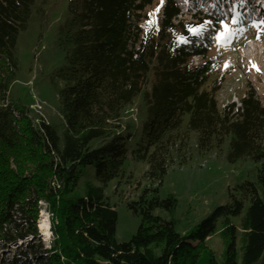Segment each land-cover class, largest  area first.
I'll return each mask as SVG.
<instances>
[{
  "label": "trees",
  "instance_id": "1",
  "mask_svg": "<svg viewBox=\"0 0 264 264\" xmlns=\"http://www.w3.org/2000/svg\"><path fill=\"white\" fill-rule=\"evenodd\" d=\"M45 2L0 0V264H218L208 241L219 224L222 264H264V103L248 90L240 107H221L230 71L216 32L203 40L201 29H217L218 20L200 10L186 19L174 0H68L70 20L60 27L68 63L53 82L61 138L30 107L9 101L18 36ZM238 28L241 35L228 40L236 61L251 34L242 22ZM226 141L230 163L260 164L255 180L237 185L226 205L180 235L173 218L157 214L174 213L177 199H161L158 187L192 149L217 153ZM129 158L148 166L150 186L128 202L141 224L119 243L117 213L104 188L125 177ZM93 168L97 184L87 182L80 196L79 180ZM43 205L51 222L48 248L38 228Z\"/></svg>",
  "mask_w": 264,
  "mask_h": 264
},
{
  "label": "rangeland",
  "instance_id": "2",
  "mask_svg": "<svg viewBox=\"0 0 264 264\" xmlns=\"http://www.w3.org/2000/svg\"><path fill=\"white\" fill-rule=\"evenodd\" d=\"M174 1L183 7L182 16L186 19L198 14L196 9H191L197 5V1L203 5L204 12L211 14L212 19L220 18L217 21L220 24L217 29L207 28L205 25L201 26V29L203 40L209 37L210 33L217 31V43L222 45L225 53L223 68L230 71L226 75L227 81L219 97L221 104L224 107L231 104L240 107L241 99L248 90L255 91L257 97L264 103V20L261 23L257 21L259 14L261 17L264 16V0ZM237 1L241 2L240 6L234 5ZM159 9L160 7L156 6L151 10L156 16ZM41 10L42 13L33 12L27 29L18 36L17 76L16 82L10 89L9 101L12 104L30 107L33 116L38 119L44 118L56 126L60 137L63 138L64 127L59 115L60 102L53 82L54 75L68 63V55L60 43V27L70 20L68 0H46ZM254 12L258 13V16L252 17ZM241 17L243 21L240 20ZM234 20L237 22L234 23ZM241 21L248 27L251 34L244 35L249 41L236 50L238 57L236 61L235 49L230 47L228 40L233 38L232 33L234 36L241 35L238 30ZM224 24L228 25L227 30ZM146 26L148 23L142 25L143 28ZM199 61L200 58L197 57L196 65ZM57 84L60 88L64 87V83L58 80ZM138 99L139 97H136L135 100L138 101ZM129 115L135 117V112ZM191 146L194 148V145ZM192 151V156L183 166H175L168 170L162 184L158 187L161 199L167 198L168 195H174L177 199L174 213L168 214L159 210L157 214L165 220L173 218L176 222V231L180 235L188 234L214 209L226 205L229 202L230 192L246 180L254 181L260 167L259 163L250 158L230 163L227 158L229 141L225 142L221 152L199 155L193 149ZM125 168L127 171L124 178L114 179L104 188L105 196L117 213L116 240L119 243L129 242L141 224V218L128 210V202L136 201L150 186V181L146 177L148 166L145 163L133 162L129 158ZM89 181L97 184L94 168L90 175L80 178L75 192L83 196L86 183ZM42 209L38 228L42 235V242L48 248L51 240V222L46 206L43 205ZM45 221L49 225L48 235H45L40 228V222ZM232 222L239 226L240 218L233 217ZM220 231L221 224L208 241V246L214 252L218 264L223 263L226 252V243ZM240 248L238 234V262L241 259ZM12 254L6 252L5 257H10Z\"/></svg>",
  "mask_w": 264,
  "mask_h": 264
},
{
  "label": "bare ground",
  "instance_id": "3",
  "mask_svg": "<svg viewBox=\"0 0 264 264\" xmlns=\"http://www.w3.org/2000/svg\"><path fill=\"white\" fill-rule=\"evenodd\" d=\"M40 228L45 233V235H48V233H49V225L47 224L46 221L45 222H40Z\"/></svg>",
  "mask_w": 264,
  "mask_h": 264
},
{
  "label": "snow or ice",
  "instance_id": "4",
  "mask_svg": "<svg viewBox=\"0 0 264 264\" xmlns=\"http://www.w3.org/2000/svg\"><path fill=\"white\" fill-rule=\"evenodd\" d=\"M233 22L235 23L237 21L234 20ZM224 28H225V30H227L228 29V25L227 24H224ZM192 31L193 32H199V29H192ZM218 39H219V37H218Z\"/></svg>",
  "mask_w": 264,
  "mask_h": 264
}]
</instances>
